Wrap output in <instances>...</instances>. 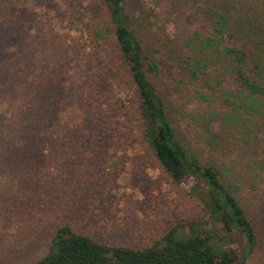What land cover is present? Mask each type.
I'll list each match as a JSON object with an SVG mask.
<instances>
[{
	"label": "rangeland",
	"instance_id": "1",
	"mask_svg": "<svg viewBox=\"0 0 264 264\" xmlns=\"http://www.w3.org/2000/svg\"><path fill=\"white\" fill-rule=\"evenodd\" d=\"M125 1L139 39L155 52L161 50L156 54L166 112L187 154L197 150L202 158L217 160L222 182L254 223L257 245L245 264H264V161L259 167L264 152L236 128L229 129L243 121L253 103L242 108L241 116L220 115L221 102L187 103L172 89L179 85L182 59L191 52V12L209 10L215 0ZM92 24L107 28L101 0H0L1 30L31 35L30 68L50 72L60 81L63 101L72 97L73 107L81 103L89 110V123L99 122L96 128L78 126L72 146H59L61 153L39 146L46 162L39 165L10 159L9 146L20 134L0 131V264L40 259L63 225L113 245H146L182 224L175 229L182 238L204 231L212 246L225 241L217 216L208 221L210 211L200 199L173 183L141 143L135 93L109 44L110 35L97 47ZM50 132L61 133L57 127ZM218 137L221 143H216ZM240 239L232 233L223 246L246 250L238 245Z\"/></svg>",
	"mask_w": 264,
	"mask_h": 264
},
{
	"label": "trees",
	"instance_id": "2",
	"mask_svg": "<svg viewBox=\"0 0 264 264\" xmlns=\"http://www.w3.org/2000/svg\"><path fill=\"white\" fill-rule=\"evenodd\" d=\"M101 1L107 28L97 29L92 24L97 47L107 43L105 38L110 35L109 44L136 96L141 143L153 153L173 183L183 184L200 199L210 211L208 221L217 216L226 231L225 241L212 246L208 242L210 235L204 231L182 238L175 232L182 224L146 245H113L63 225L57 229L47 252L28 264H245L257 245L254 223L222 182L217 160L204 159L197 150H191V157L187 154L166 112L164 79L156 54L160 48L155 52L139 39L125 0ZM225 1L224 5L223 0H215L209 10L191 12V52L182 59L183 71L176 76L179 85L172 89L186 97L187 103L221 102L216 110L220 115L223 112L241 116L242 108L252 102L243 121L233 122L229 129L236 128L264 152V0ZM1 29L2 26L0 105L4 110L0 113V131L20 134V140L9 146L10 159L39 165L44 161L37 151L39 146L61 153L59 146H72L71 136L78 126L96 128L99 122L94 119L95 126L89 123V110L81 103L73 107L72 97L69 102L68 97L63 101L60 81L49 77L50 72L30 68L34 47L29 33L19 35L14 29L7 34ZM18 112L21 115L17 116ZM56 127L61 132L58 135L50 132ZM221 139L218 137L216 143H221ZM259 158L261 167L264 158ZM235 232L242 238L238 245L246 250L223 246Z\"/></svg>",
	"mask_w": 264,
	"mask_h": 264
}]
</instances>
